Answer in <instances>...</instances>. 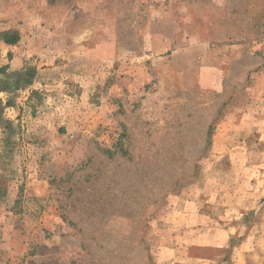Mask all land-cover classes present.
<instances>
[{
    "label": "rangeland",
    "instance_id": "rangeland-1",
    "mask_svg": "<svg viewBox=\"0 0 264 264\" xmlns=\"http://www.w3.org/2000/svg\"><path fill=\"white\" fill-rule=\"evenodd\" d=\"M0 66V264H264V0H0Z\"/></svg>",
    "mask_w": 264,
    "mask_h": 264
},
{
    "label": "trees",
    "instance_id": "trees-1",
    "mask_svg": "<svg viewBox=\"0 0 264 264\" xmlns=\"http://www.w3.org/2000/svg\"><path fill=\"white\" fill-rule=\"evenodd\" d=\"M4 40L9 44L15 43L18 41V35L16 33L5 34ZM36 76L37 68L34 66H28L25 70L19 72L9 71V66H0V90H14L22 86H29L33 83ZM3 109L4 103L0 98V119ZM210 130H213L212 125L210 126Z\"/></svg>",
    "mask_w": 264,
    "mask_h": 264
},
{
    "label": "crops",
    "instance_id": "crops-1",
    "mask_svg": "<svg viewBox=\"0 0 264 264\" xmlns=\"http://www.w3.org/2000/svg\"><path fill=\"white\" fill-rule=\"evenodd\" d=\"M249 255H250L249 253H245V254H244V259H245V261H247ZM238 263H239V262H238Z\"/></svg>",
    "mask_w": 264,
    "mask_h": 264
}]
</instances>
